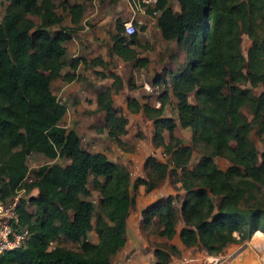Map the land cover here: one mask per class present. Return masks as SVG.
<instances>
[{"label": "trees", "instance_id": "trees-1", "mask_svg": "<svg viewBox=\"0 0 264 264\" xmlns=\"http://www.w3.org/2000/svg\"><path fill=\"white\" fill-rule=\"evenodd\" d=\"M6 1L0 22V199L12 196L26 178L29 154L68 163L41 165L27 184V192L36 188L38 194L21 198L17 214L19 226L30 235L22 246L4 252L0 264H112V256L126 243L127 219L135 202L131 188L135 190L143 179L132 181L125 165L104 152L84 149L78 133L60 124L67 108L50 88L60 77L78 79L80 61L106 63L99 58L66 61L65 44L72 36L65 27L50 32V26L62 21L53 0ZM73 1L62 3L68 4L75 26L83 18L85 3L93 0ZM177 1L179 12L168 0H158L157 25L163 39L176 41L184 60L169 70L170 83L159 95L158 107L135 98L127 106L153 121L152 142L168 155L167 161L146 159L145 190L151 191L167 177L171 163L175 172L179 169L184 196L180 210L172 194L144 208L140 226L147 230L157 219L159 234L171 240L180 216L182 245L199 246L217 256L228 244L241 243L257 230L264 232V208L256 198V191L264 190V89L254 95L242 87L244 83L264 87V0ZM116 29L111 54L135 66L147 65L149 59L139 56L134 47L139 44L136 34L126 38L120 23ZM243 32L252 40L247 56L241 48ZM66 66L71 71L63 75ZM111 75L116 92L122 82L117 74ZM170 93L177 100L180 125L192 131L193 145L182 144L175 135L176 120L165 115ZM191 93L195 103L189 100ZM112 95L111 88H106L96 102L105 113L108 136L122 146L128 119L116 111ZM244 107L250 110L251 120L242 112ZM253 127L262 139L261 153L250 140ZM198 143L208 153L191 169L190 157ZM215 157L226 158L230 165L219 168ZM91 176L99 192L97 214L90 199ZM27 203L34 205V211L27 209ZM90 231L96 234V243L88 239ZM60 237L76 243L77 249L54 245ZM180 254L173 243L158 245L153 264H169L172 256Z\"/></svg>", "mask_w": 264, "mask_h": 264}, {"label": "rangeland", "instance_id": "rangeland-1", "mask_svg": "<svg viewBox=\"0 0 264 264\" xmlns=\"http://www.w3.org/2000/svg\"><path fill=\"white\" fill-rule=\"evenodd\" d=\"M53 2L55 3V11L62 17V21L57 25L50 26V32L53 34L58 29L65 27L72 36L71 40L65 44L67 48L66 61L69 63L72 58H85L86 60L99 58L106 63V65H85L80 61L76 68V74L79 75L78 79L67 81L60 77L52 81L51 91L67 108L60 124L78 133L84 149L90 152H104L109 159L119 161L120 164L125 162L141 167L149 156L167 161L168 155L163 153L161 147L156 148L152 140L149 139L151 133L154 132L153 121L146 118L142 112H130L127 103L132 98L137 99L141 104L154 105L157 100L159 101V95L167 89L170 83L169 70H175L183 62L184 52L178 47L175 40L163 39L157 22L151 18L152 15L149 11L144 14L136 12L133 20L136 22V37L139 44L134 47L139 56L147 57L149 62L145 66H135L133 61H124L118 55L111 54L112 36L117 31V23H120L124 28L123 23L133 16L127 0H95L94 2L85 3L83 18L75 26L71 23L68 4H63L62 0H53ZM73 2V0H70V3ZM168 3L173 9L179 8L177 0H168ZM7 4L6 0H0V22L5 14ZM30 17L36 23L40 22L38 17ZM141 26H144V29ZM122 35H124L123 31ZM251 46L252 40L243 32L241 34V48L245 56H247ZM69 71L71 69L66 66L62 70V74L64 75ZM112 73L117 74L122 82V88L116 92H114V86L112 85L114 80ZM242 87L250 89L254 95H259L264 89L261 84L252 87L249 83H244ZM106 88H111L113 92V105L116 111L119 114L126 115L128 119L125 131L121 135L122 140L125 142V145L122 146H119L108 136L105 113L97 107V95ZM189 100L191 103H195L193 93L189 95ZM176 103L177 100L170 93L165 115L176 120L175 135L181 140L182 144L193 145L191 129L182 127L178 121ZM242 112L249 120L252 119V114L247 107L242 108ZM165 136L168 140L167 132H165ZM250 140L261 153L263 143L256 127L251 130ZM206 153H208V150L204 146L199 143L196 144L190 157L189 167L193 169L199 158ZM215 162L219 168L224 170L230 165L224 157H215ZM51 163L65 165L68 160L62 158L52 160L42 154H29L27 157L28 172L23 182L25 189L27 184L35 179V173L39 167ZM172 168L173 165L169 163V174L152 191L145 190V183L148 181L145 169L143 173L145 175L144 181L135 190L131 188V194L135 198V202L131 207L130 217L128 218L127 235L129 244H132L135 251H137L136 256L140 261L139 264H153L155 261L154 249L158 245L174 243L173 239H176L181 245L177 236L168 240L159 234L160 225L157 219L152 221V225L147 230L142 229L140 226L141 211L156 201L150 200L155 193L157 194V200L163 195L172 194L176 196L175 207L180 210L184 190L181 188L179 181V169H177V173ZM94 183V178L91 176L88 184L92 192L90 199L96 206L97 214L99 213V192L95 189ZM35 193V188L29 192L25 190L19 195V199L26 198L28 200L31 196H35ZM17 195L14 192L8 199H14ZM256 198L264 208V190L262 188L256 191ZM27 209L34 211L35 208L33 204L27 203ZM95 218L96 215L93 220ZM183 224L179 216L177 229H180ZM252 236L241 243L228 244L217 256L208 255L205 249L199 246L184 247L181 245V254L172 256L169 264H228L238 254L241 257L250 254L254 264H264V243L261 238L253 239V243L250 245L246 244ZM88 239L90 240V237ZM53 244L77 249L76 243L64 237H60ZM246 248L248 249L246 250ZM241 257H239V260ZM236 262L233 261L231 264H238ZM112 264L119 263L112 259Z\"/></svg>", "mask_w": 264, "mask_h": 264}, {"label": "built area", "instance_id": "built-area-1", "mask_svg": "<svg viewBox=\"0 0 264 264\" xmlns=\"http://www.w3.org/2000/svg\"><path fill=\"white\" fill-rule=\"evenodd\" d=\"M127 1L135 13L141 12L144 14L149 11L153 17L158 16L156 9L158 0ZM133 21V19H129L123 23V34L128 38L137 33V28ZM159 105L160 102L157 100L154 106L158 107ZM23 182L14 191L18 194L14 199H0V256L6 251L22 246L30 235L26 227L19 226V217L17 214V205L20 201L19 195L26 190Z\"/></svg>", "mask_w": 264, "mask_h": 264}, {"label": "crops", "instance_id": "crops-1", "mask_svg": "<svg viewBox=\"0 0 264 264\" xmlns=\"http://www.w3.org/2000/svg\"><path fill=\"white\" fill-rule=\"evenodd\" d=\"M94 1L95 0H93L92 2H94ZM174 11L175 12H179L180 11V8H175ZM132 12H133V16H132L131 19H134V13L135 12L133 10H132ZM139 14H143V13L139 12ZM151 18H153L157 22V16L156 17H152L151 16ZM152 135H153V133H151V135L149 136L150 137L149 138L150 140H152ZM164 136H165V134H164ZM165 140L167 141L166 136H165ZM113 161H115L117 163H120L119 161H116V160H113ZM145 161L143 162V166H141V167L140 166H135V164H133V165L131 164L132 165L131 166L130 164L125 163V162L124 163H121V164L125 165L127 167V169L129 170V172L131 174V180L132 181H133L134 178H137V177H141L143 179V181H144V176L145 175L143 173H144V163H145ZM135 167H137V168H135ZM35 190H36V193H35V196H36L38 194V190L36 188H35ZM156 196H157V194L155 193L154 197L152 196L150 200H157V197ZM164 196L165 195H163L161 197H164ZM130 211H131V209H130ZM128 221H129V219H127L126 243H125L124 247L121 250H119L115 255L112 256L111 262H112V259H114L119 264H139L140 263V261L138 260V258L136 256L137 251H135V248H133L134 246H132V244H129V241H128V235H127L128 234ZM180 229H177V234L175 235V237L177 236L178 239H179V231H180ZM91 233H94V231H90L88 233V237H90V241L96 243L98 241V238H97V236L95 234H91ZM253 239H254L253 237L251 239H249L246 244L247 245H250L251 243H253ZM261 240L264 243V238H261ZM173 241H174L173 244H175L181 250L182 249L181 247L183 245L180 242V239H179V242L181 243L182 246L179 245V243H178V241H176V239H173ZM247 249L248 248H246V250ZM243 253H244V251H243ZM239 257H241L240 254L235 255V257L228 264H231L233 261H237L236 263H238V264H254L253 258L251 257L250 254L244 255L243 257L240 258V260H239Z\"/></svg>", "mask_w": 264, "mask_h": 264}, {"label": "bare ground", "instance_id": "bare-ground-1", "mask_svg": "<svg viewBox=\"0 0 264 264\" xmlns=\"http://www.w3.org/2000/svg\"><path fill=\"white\" fill-rule=\"evenodd\" d=\"M254 239H256V238H262V237H264V235H263V232L262 231H260V230H257V231H255L254 233H253V236H252Z\"/></svg>", "mask_w": 264, "mask_h": 264}]
</instances>
